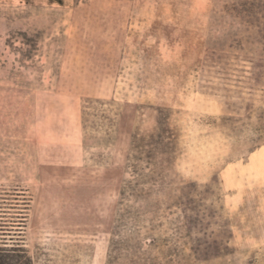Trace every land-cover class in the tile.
I'll return each instance as SVG.
<instances>
[{"label":"rangeland","instance_id":"rangeland-1","mask_svg":"<svg viewBox=\"0 0 264 264\" xmlns=\"http://www.w3.org/2000/svg\"><path fill=\"white\" fill-rule=\"evenodd\" d=\"M248 1L0 0V244L32 264H264Z\"/></svg>","mask_w":264,"mask_h":264},{"label":"trees","instance_id":"trees-1","mask_svg":"<svg viewBox=\"0 0 264 264\" xmlns=\"http://www.w3.org/2000/svg\"><path fill=\"white\" fill-rule=\"evenodd\" d=\"M244 6H246L245 8H243L244 23H246V25H252L254 23L257 27V30L263 31L262 35L264 36V2L259 3L258 0L256 1V3L254 1H248ZM254 9H257V13L254 11ZM249 19H252L253 21ZM0 264L32 263L30 257L26 255L25 250L20 246L8 244V242L2 241V244H0Z\"/></svg>","mask_w":264,"mask_h":264}]
</instances>
